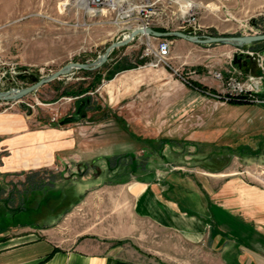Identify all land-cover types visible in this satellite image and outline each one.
Here are the masks:
<instances>
[{"label":"crops","instance_id":"crops-1","mask_svg":"<svg viewBox=\"0 0 264 264\" xmlns=\"http://www.w3.org/2000/svg\"><path fill=\"white\" fill-rule=\"evenodd\" d=\"M259 45L263 50L264 41ZM227 65L223 76L238 69ZM134 66L100 78L86 93L92 108L85 111L90 116L109 111L101 119L102 128L117 126L122 133L107 132L96 140L82 136V126L54 125L27 109L0 111V192L2 181L43 182L40 168L54 164L59 155H75L76 165L88 160L91 168L95 154L93 159L106 165L110 159L129 165L120 182L79 189L69 211L61 218L64 210L51 214L53 225L17 235L15 241L0 237V264H264V184L238 172L264 165V104L221 103L177 76L188 95L181 105L163 112L141 108L147 99L140 90L148 82L137 77ZM196 68L199 76L201 68ZM123 71L131 78L118 75ZM208 77L190 81L218 92L220 81ZM130 98L133 118L149 117L142 120V129H128L120 117L123 101ZM114 107L118 111L110 110ZM120 135L129 142L116 154L91 151L93 142L102 147ZM213 158L223 163L210 167L207 162ZM114 164L107 166L106 178L117 169ZM53 176L54 181L70 182L60 173ZM79 177L76 186L87 180L85 173ZM14 186L18 188L15 182L10 188Z\"/></svg>","mask_w":264,"mask_h":264},{"label":"rangeland","instance_id":"rangeland-1","mask_svg":"<svg viewBox=\"0 0 264 264\" xmlns=\"http://www.w3.org/2000/svg\"><path fill=\"white\" fill-rule=\"evenodd\" d=\"M152 1L155 2L146 7ZM185 4L193 6L187 8ZM130 6H132L131 10L126 17L116 19L114 10H100L92 14L79 0H0V83L10 79V82L0 86V89L25 86L26 83L16 79L14 74L23 68L43 76L69 62H90L112 41L125 36L131 29L138 28L141 23H145L146 27L154 30L161 28L179 31L188 26L185 25L186 19L193 18L197 28L192 32L197 35L233 36L264 32L262 23L264 22V0H124L122 8ZM136 7L140 8L134 11ZM185 8L187 9L185 10ZM142 9H150L154 15L144 17ZM251 21L256 25H252ZM157 39L159 38H151L145 34L135 35L122 48H114L113 57L111 56L100 65L101 67L94 70L102 69L100 77L105 80L103 76L110 71L108 69L111 68L109 66L112 59L127 57V61L130 63L144 59L140 64L136 62L135 68L132 69L137 77L148 82L147 86L140 90L145 93L142 95L147 100L143 104L139 103L141 108H151L158 112H163L164 109H174L188 97L177 76L186 80H194L200 76L208 77V70H217L223 76L222 70L228 67L227 64L231 63V57L234 54V47L226 44L199 45L183 39L166 38L170 41L168 56L165 60L168 68L161 64L153 67L148 66L146 63L150 57H141L140 54L144 52L145 46L147 49H152ZM256 43L247 44V46L254 47L252 51L261 52L262 47ZM256 46L257 48L260 46L259 50H256ZM196 67L201 68V71H198V73L201 72L199 76L195 75ZM126 74V71H123L118 75H123L126 79L131 78ZM81 75L80 71H75V73L60 76L46 85H41L35 92L23 96L21 100L32 104V108H29L30 114L35 113L42 118H48L52 113H57L58 118L55 125L62 117L75 115L74 110L77 102L75 97L70 98L65 95L59 97V92L64 86L77 83L78 77ZM84 81L86 82L88 79L86 78ZM89 96L93 97L92 94ZM97 97L101 104L102 98ZM131 102V98L123 101V108L119 110L121 111L120 117L128 124V129H142L144 124L142 120H149V117L147 115L134 116L136 118L134 120L135 118L131 115ZM22 104L20 101H0V111L23 110L25 107ZM110 110L118 111L115 107ZM109 113L105 110L101 116L99 114L90 116V112L85 111V116L71 121L69 124L82 126V136L89 134V138L96 140L107 132L122 133L117 130V126L108 130L102 128L101 119ZM90 128L92 129L90 130ZM141 133L152 134L146 130ZM119 137L105 140L102 147L93 142L90 144V149L93 153L98 152L101 148V151L116 154L125 142H129L125 135ZM261 145L264 150V143L262 142ZM95 156L97 155L91 157V164L94 165L91 168L88 160L84 164L76 165L75 155L65 158L63 155H59L55 158L54 164L40 168L41 173L45 172L43 182L40 180L29 181L27 185H22L19 180H14L13 182L18 184V188L15 186L10 188L13 182L7 180L8 184L5 185L6 183L2 181L0 237H13L15 241L18 240L17 235L36 233L40 227L53 225L49 221L52 216L51 212L57 210L54 207L55 201L52 199L46 202L48 206L39 205L48 193L52 192L51 194L54 196L59 191L64 196L68 195L70 200H75L79 197L77 191L86 187V184L99 186L104 185L108 180L117 183L127 178L129 165L122 163L123 159H116L117 169L113 172L108 171L109 175L106 178V170L108 167L109 169L114 167L116 162L110 159L106 165L104 161L100 163L98 159H93ZM229 160L233 161L234 159L230 157ZM222 163L221 158H213L207 162L210 167ZM42 169L44 170L42 171ZM54 173H60L62 179H69L70 182L65 184V182L54 181ZM81 173H85L87 180L76 186L81 180L79 177ZM95 174H99V176L95 178ZM69 185H73V187ZM10 207L16 211L14 213L9 211L7 208ZM63 208L64 211L60 213V218L69 211L70 206ZM18 209L21 211L16 214ZM12 213L13 215H11Z\"/></svg>","mask_w":264,"mask_h":264},{"label":"water","instance_id":"water-1","mask_svg":"<svg viewBox=\"0 0 264 264\" xmlns=\"http://www.w3.org/2000/svg\"><path fill=\"white\" fill-rule=\"evenodd\" d=\"M193 28L191 26H187L182 30H164L158 31L151 29L149 27H135L131 29L125 36L120 37L118 40L112 41L109 45L103 48L102 52L90 62H69L58 68L57 70L45 74L43 76H39L36 72H29L26 68H23L22 71H18L15 74L16 79L23 81L26 83L25 86L21 87H10L5 89H0V101H18L23 96L35 92L38 90L41 85L48 83L54 79H58L60 76H66L78 70H94L99 68V66L109 59L108 55L112 49L116 47H121L128 44L129 40H131L135 35L145 34L151 36V38H178L183 39L192 44L199 45H207V44H226L232 46V48H241L242 46H247V44L264 41V32L263 33H254V34H243V35H197L194 34ZM262 56L263 64H264V50L259 51ZM240 55L234 53L231 57V63L236 65L240 72H246L249 76H255L257 71L259 70L258 64L252 58L254 56L249 57V55H244V57L240 58ZM10 82V79L0 83V86H4ZM264 85V84H263ZM75 115H69L62 117L58 123L60 125L69 123L71 121L82 118L84 113L80 112V103L77 105L75 109Z\"/></svg>","mask_w":264,"mask_h":264},{"label":"built area","instance_id":"built-area-1","mask_svg":"<svg viewBox=\"0 0 264 264\" xmlns=\"http://www.w3.org/2000/svg\"><path fill=\"white\" fill-rule=\"evenodd\" d=\"M152 1L146 7H149L153 4ZM85 3L89 9H91V13H97V11L100 10H114L115 12V18H123L126 17L129 11L131 10V7H125L124 9L122 8L124 5V0H85ZM138 8L134 11H137ZM144 17H148L150 15H154L153 11L150 9L149 10H143ZM185 25H190L193 30L197 28L196 25H194L193 18L186 19L185 20ZM138 27H146L145 23H141ZM170 45V41L167 39L165 40L164 38H159L157 39V42L155 43V46L152 49H143L144 52L141 53V57H150L146 65L148 66H155L157 64H161L165 68L168 67L166 65V58L168 56V47ZM233 52L236 53L237 55H240L244 57V55H249V57L256 61V64H258L259 70L257 71V74L255 76H249L245 74L242 78H238L240 71L236 67V71L234 74H228L226 76H222L219 71L217 70H208L207 73L212 79L220 81V89L218 92H207L206 90H200L203 93H206L215 99L224 102L228 101L231 99H241L244 101H247L248 103H254V104H264V97L261 98L260 93L264 90L263 89V84H264V64L262 60V56L260 55L259 51H252V50H246V48H233ZM22 71V69L20 70ZM182 81H186L182 77L179 78ZM198 90V89H197ZM73 98V97H70ZM22 102L23 106L27 111H29V108H32V104L25 102L24 100H18ZM37 103V101H36ZM58 114L57 113H52L48 118L47 122L48 123H55L57 121ZM239 173H243L246 176H250L251 178L256 179L259 182H262L264 184V165H258L256 166L252 172L249 170L245 169H239Z\"/></svg>","mask_w":264,"mask_h":264},{"label":"trees","instance_id":"trees-1","mask_svg":"<svg viewBox=\"0 0 264 264\" xmlns=\"http://www.w3.org/2000/svg\"><path fill=\"white\" fill-rule=\"evenodd\" d=\"M264 25V22H262ZM252 25H256L255 22L251 21ZM155 30L158 31H164L161 28H156ZM173 38V37H168V39ZM260 43V42H257ZM210 45V44H208ZM123 46L119 47L122 48ZM264 50V49H263ZM115 52V49H112V51H110L108 57L110 58ZM113 57V56H112ZM128 58L126 57H119V59H112L111 61V65L109 66L110 71H108V74L104 75L103 78L107 79L109 78L111 75H113L115 72L119 71V70H123L129 67L134 66V64L136 62H138L140 64V62H142L143 59H138L136 62L134 63H130L127 61ZM101 67V66H100ZM82 73L81 75V79H79V81H77V83L73 84V85H68V86H64L63 89H61V91L59 92V97L60 96H70V97H75L76 102V107L77 105L80 103V112L84 113L85 110H87L88 108H92L91 105V99L88 97V95H86L87 91H91L92 89H94L98 84H99V80H100V71L98 70H78ZM84 77H87L88 81H84ZM190 86H192L194 89H198V90H203V87L200 86L197 83H194L193 81L188 80L187 81ZM228 101H232L234 103H244L247 101L241 100V99H231ZM94 109L96 111H101V108H99V106L95 105L93 106ZM76 109V108H75ZM75 111V110H74ZM36 172V171H35ZM39 172V171H38ZM66 184V183H65ZM65 184H63L64 186H66ZM70 186V185H69ZM54 192V191H53ZM52 193V192H51ZM46 194L43 199H42V203H40V206H46V202L50 201V200H54L56 203V205L54 207H56V211L51 212V214H57L59 213L62 209H64L63 207L68 206L70 204V202H72V200H70L68 197V195H63L62 193L56 192L53 196V194ZM65 205V206H64ZM48 206V205H47ZM21 210L18 209V211L16 212V214L18 212H20ZM14 213V212H13ZM13 213L11 215H13Z\"/></svg>","mask_w":264,"mask_h":264},{"label":"bare ground","instance_id":"bare-ground-1","mask_svg":"<svg viewBox=\"0 0 264 264\" xmlns=\"http://www.w3.org/2000/svg\"><path fill=\"white\" fill-rule=\"evenodd\" d=\"M80 1V3L85 7V9H87V11H92L91 9H89V7H87V5H86V3H85V0H79ZM185 6L187 7V8H190L191 6H193L192 4H185ZM187 8H185V10L187 9ZM141 28H143V27H141ZM256 43V42H255ZM243 47V46H242Z\"/></svg>","mask_w":264,"mask_h":264},{"label":"flooded vegetation","instance_id":"flooded-vegetation-1","mask_svg":"<svg viewBox=\"0 0 264 264\" xmlns=\"http://www.w3.org/2000/svg\"><path fill=\"white\" fill-rule=\"evenodd\" d=\"M75 114H76V112H75Z\"/></svg>","mask_w":264,"mask_h":264}]
</instances>
